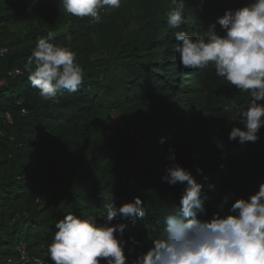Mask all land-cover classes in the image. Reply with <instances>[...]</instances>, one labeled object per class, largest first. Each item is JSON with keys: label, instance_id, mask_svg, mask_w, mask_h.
Wrapping results in <instances>:
<instances>
[{"label": "trees", "instance_id": "16d2710c", "mask_svg": "<svg viewBox=\"0 0 264 264\" xmlns=\"http://www.w3.org/2000/svg\"><path fill=\"white\" fill-rule=\"evenodd\" d=\"M248 2L203 0L198 7L200 0H186L187 23L172 28L174 0H121L98 22L66 13L62 0H0V264L16 259L18 246L51 260L56 222L68 212L99 214L110 195L117 207L136 196L143 201V218L111 223L126 224L128 259L146 251L187 186L161 180L170 148L202 183L206 218L225 195L234 194L230 207L258 190L264 126L256 142L228 139L233 126L243 127L234 118L249 93L211 66L183 68L174 36L203 32L226 9ZM48 31L76 52L85 74L75 92L59 90L57 102L42 99L24 70ZM226 105L236 108L225 112ZM204 212L196 210L197 218Z\"/></svg>", "mask_w": 264, "mask_h": 264}, {"label": "clouds", "instance_id": "9594fccd", "mask_svg": "<svg viewBox=\"0 0 264 264\" xmlns=\"http://www.w3.org/2000/svg\"><path fill=\"white\" fill-rule=\"evenodd\" d=\"M175 7L167 12V23L178 28L187 23L186 0H174ZM200 0L198 7H202ZM66 13L100 21L101 11L119 8L121 0H62ZM221 32L216 30V24ZM56 33L48 31L37 40L24 70L39 96L57 102L59 90L75 92L84 82V69L70 47L54 43ZM180 64L185 69L204 70L209 66L230 85L247 92L250 100L243 110H237L230 141L241 145L256 142L264 126V0H249L236 9H226L222 16L203 32L190 35L176 31ZM235 105H226L232 112ZM163 143V138L161 140ZM169 164L161 176L162 182L173 186L187 184L179 207L165 217L166 228L151 238L152 245L136 255L131 264H264V182L248 198L231 203L234 194L225 195L210 218L202 205L203 185L184 168L169 149ZM227 207V211L226 210ZM204 212L197 218L196 210ZM104 215L103 223L98 216ZM145 216L139 196L119 207L111 195L99 214L68 212L55 224V233L48 244V254L54 264H127L124 239L126 224L111 222ZM134 245L138 244L134 239Z\"/></svg>", "mask_w": 264, "mask_h": 264}, {"label": "built area", "instance_id": "2783aa9c", "mask_svg": "<svg viewBox=\"0 0 264 264\" xmlns=\"http://www.w3.org/2000/svg\"><path fill=\"white\" fill-rule=\"evenodd\" d=\"M3 51L4 50H2L1 53ZM15 73H18V71L16 70ZM22 112H24V110ZM125 232H126V228H125ZM16 252H17L16 259L9 258L3 264H11L12 262H14L15 264H54L52 260H47L40 258L38 256H33L28 254L24 246H18L16 248ZM131 260L132 258L128 259L127 264H131Z\"/></svg>", "mask_w": 264, "mask_h": 264}, {"label": "rangeland", "instance_id": "374dc122", "mask_svg": "<svg viewBox=\"0 0 264 264\" xmlns=\"http://www.w3.org/2000/svg\"><path fill=\"white\" fill-rule=\"evenodd\" d=\"M113 122L116 125H119L121 123L120 120V115L119 114H113ZM14 261V260H13ZM11 264H15L14 262H12Z\"/></svg>", "mask_w": 264, "mask_h": 264}]
</instances>
